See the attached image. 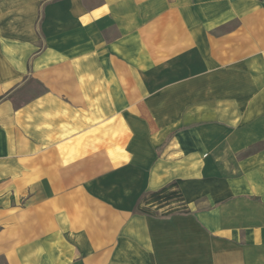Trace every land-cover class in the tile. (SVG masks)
I'll list each match as a JSON object with an SVG mask.
<instances>
[{
  "label": "crops",
  "instance_id": "1",
  "mask_svg": "<svg viewBox=\"0 0 264 264\" xmlns=\"http://www.w3.org/2000/svg\"><path fill=\"white\" fill-rule=\"evenodd\" d=\"M0 264H264V0H0Z\"/></svg>",
  "mask_w": 264,
  "mask_h": 264
},
{
  "label": "trees",
  "instance_id": "2",
  "mask_svg": "<svg viewBox=\"0 0 264 264\" xmlns=\"http://www.w3.org/2000/svg\"><path fill=\"white\" fill-rule=\"evenodd\" d=\"M184 201L177 183H171L163 189L147 194L140 200L139 206H152L157 209H162L170 205L182 203ZM144 202V203H143ZM176 209V208H175ZM178 210L181 207L177 208ZM176 209V210H177ZM146 215H152L148 210L143 211ZM153 216V215H152Z\"/></svg>",
  "mask_w": 264,
  "mask_h": 264
},
{
  "label": "rangeland",
  "instance_id": "3",
  "mask_svg": "<svg viewBox=\"0 0 264 264\" xmlns=\"http://www.w3.org/2000/svg\"><path fill=\"white\" fill-rule=\"evenodd\" d=\"M139 205L140 204H138V206L136 207V212L143 213L144 210H148L150 212V214H152L153 216H159L160 214H163V216H167L169 214H174L175 212L180 211L177 208L182 206L181 203H178V204H175V205L167 206V207L162 208V209L159 210V209H157L155 207H152V206H145L144 205V206L141 207Z\"/></svg>",
  "mask_w": 264,
  "mask_h": 264
}]
</instances>
